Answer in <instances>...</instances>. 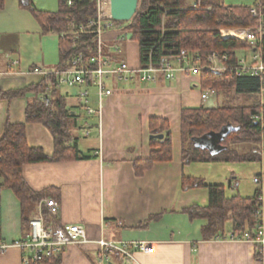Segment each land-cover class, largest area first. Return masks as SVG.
Masks as SVG:
<instances>
[{
  "label": "crops",
  "instance_id": "0c3cea01",
  "mask_svg": "<svg viewBox=\"0 0 264 264\" xmlns=\"http://www.w3.org/2000/svg\"><path fill=\"white\" fill-rule=\"evenodd\" d=\"M31 1L40 11L56 12L51 2L47 5L46 0ZM191 2L193 5L196 1ZM21 3L22 0H5V7L0 10L2 92L38 85L47 73L57 71L60 64L58 34L44 33L33 13L22 8ZM123 29L124 25H117L103 35V53L111 67L125 62L138 70L142 68L139 43L132 40L131 32ZM115 46H119L118 52ZM256 51L240 52L239 59L252 61ZM173 59L177 70L174 79L160 73L152 82L142 81L141 77L130 82L114 80L110 85L113 95L101 105L96 90L91 87L90 108L96 111L94 114L86 112L77 88L55 90L77 117L78 124L72 132L80 157L90 158L26 165L23 177L27 185L36 193L48 191L47 196L24 211L13 190L3 188L0 242L14 244L24 240L30 234V221L40 215L45 218L49 212L45 200L54 199L60 205V212L57 216L47 215L46 224L50 227L81 225L90 242L65 248L56 257L61 264H262L257 259L255 243L234 235L232 222L226 225V238L204 240L203 228L208 221L191 218L186 210L207 207L208 187L223 186L227 199H253L261 192L259 211L264 220V179L255 183L264 172V137L258 146L260 160L184 162V152L190 144L183 138V110L221 107L215 101H222L225 94L216 91L215 95L203 99L208 89L202 88V76L180 71L186 64ZM220 65L218 61L215 63L217 67ZM234 96L235 100L246 99L244 95ZM34 99L33 93L0 99V138L7 122L26 123L27 105ZM257 101L263 112L260 96ZM163 123L167 127L161 130ZM26 135L31 148L54 154L55 139L46 126L29 123ZM154 135H163V138L152 139ZM166 135L171 139L170 160L157 162L138 174L137 163L148 160L154 150H160V144L153 145V141L164 142ZM203 143L212 152L221 149L219 141L205 139ZM253 147L232 145L239 153L251 151ZM197 181H202L204 186H194L193 182ZM99 241L117 246L144 243L153 251L144 253L131 248L132 259L112 252L109 260L104 261L96 243ZM0 264H23V252L17 247L10 248L0 254Z\"/></svg>",
  "mask_w": 264,
  "mask_h": 264
},
{
  "label": "trees",
  "instance_id": "16d2710c",
  "mask_svg": "<svg viewBox=\"0 0 264 264\" xmlns=\"http://www.w3.org/2000/svg\"><path fill=\"white\" fill-rule=\"evenodd\" d=\"M187 1L139 0L138 11L132 21H115V25H124L123 30L131 32L132 40L139 43L142 69H147L151 65L154 68H161L166 58H178L184 50L196 55L198 65L204 69L214 54L220 57L227 56V61H222L227 67L225 72L206 69L202 71V88L214 89L229 96L244 95L247 101L253 102L247 105H223L214 109H184L183 138L190 144L184 152V162L260 160L258 146L264 137V130L261 128V122L253 121V118L262 112L257 101L262 86L261 79L250 75L239 76L233 69L238 64L240 52H251L255 49L261 53L264 63V38L260 45L253 46L232 38L224 39L220 31L256 29L260 24V18L252 16V9L257 7L264 15V0H259L255 5L248 7H227L220 0H195L193 5ZM195 5H198V8H195ZM4 7L5 0H0V10ZM21 7L33 13L44 33L58 34L60 64L57 70L67 69L76 58H81L83 63L90 62L97 54L96 35H82L78 40L62 36L70 31L71 24L84 25L97 16V0H73L72 6L65 0H60L59 8L54 13L38 10L31 0H22ZM54 84L55 78L49 75L38 85L25 90L0 91V99L10 100L28 93L35 96L27 105L26 123L7 122L4 134L0 138V192L3 188L13 190L21 200L24 211L35 206L48 193V191L36 193L27 185L23 177L26 165L90 158L80 157L77 139L72 132V125L77 127V117L56 91L50 93L46 91L48 86ZM44 95L45 98L42 99ZM29 123L43 124L52 132L55 139L53 155H47L43 149L31 148L28 145L26 126ZM166 127L163 123L161 130ZM223 132L219 143L221 149L217 153L197 141L205 137L211 139L210 135H219ZM155 143L160 144V150H154L148 160L137 163L138 174H142L157 162L170 160V135L165 136L164 142L154 140L153 145ZM232 145L254 147L251 151L239 153L232 149ZM193 185L204 186L202 181L193 182ZM208 189L210 199L207 207H192L186 210L191 218L208 221L207 226L203 228L204 240L226 238L225 228L229 221L233 224L234 235L244 237L248 234L254 238L260 223L257 212L262 207L261 192L253 199L241 197L227 199L223 186H209ZM47 215L50 213H45L46 219ZM256 254L257 259H260L257 246ZM43 264L61 262L58 258H52Z\"/></svg>",
  "mask_w": 264,
  "mask_h": 264
},
{
  "label": "built area",
  "instance_id": "2783aa9c",
  "mask_svg": "<svg viewBox=\"0 0 264 264\" xmlns=\"http://www.w3.org/2000/svg\"><path fill=\"white\" fill-rule=\"evenodd\" d=\"M69 6L73 5V0H65ZM198 8V5H195ZM252 16L260 18V24L256 29H242L229 31L227 33L234 34L233 39L248 42L253 46L260 45L264 38V15L259 12L257 7H253ZM116 27L115 21L112 18L111 0H97V16L91 18L87 24L76 26L71 24L70 31L64 33V38H72L78 40L80 36L86 34H94L98 39V52L91 59L90 62L83 63L81 58L73 60L70 67L63 70H57L52 73H47L46 77L51 75L55 78V84L47 87V93L55 90L68 88H77L78 96L84 103L85 110L88 114L96 113L95 110L90 108L91 104V90L93 87L96 90L99 104L103 100L113 95V90L110 87L114 80L118 82H130L136 77H141L142 81L152 82L155 81L160 73L164 74L168 79H174L177 70L173 67V58L168 57L164 60L161 68H154L152 65L147 69H131L125 62L118 63V65L111 67L109 59L105 57L102 49V37L110 30ZM226 31H223V38ZM115 51H119V46H115ZM220 56L214 54L209 62L210 66L206 67L207 71H220L225 72L227 67L224 65L227 61V56ZM192 58V59H191ZM181 63L186 64V67L180 71H189L194 75H201L204 68L198 65V58L196 55L190 56L189 52L184 50L177 58ZM193 60V61H192ZM220 62V66H215L216 62ZM223 61V62H222ZM239 76L250 75L261 79L260 99L264 108V63L262 61L261 53L256 51L253 53L252 61L246 58H240L238 64L233 69ZM216 90L208 89L203 95L206 99L208 95H215ZM45 95L43 96V99ZM101 114V112H98ZM253 121H259L264 130V113L261 112L253 118ZM264 147V138H263ZM264 179V172L255 179V183L259 184ZM45 207L53 216H57L60 212V205L54 199L45 200ZM257 217L260 218L259 226L256 230V236L251 238L245 234V239L253 241L255 246L259 248L260 261L264 264V220L261 218V211L257 212ZM90 243L87 239L85 227L81 225H69L50 227L46 224L43 215L35 217L30 221V234L22 241L14 244H7L0 242V254L7 252L12 247H17L23 252V264H43L46 260L56 258L65 248L72 245H83ZM100 247V258L104 261L109 260V254L117 252L127 258L132 259V249H138L144 253H151L153 248L144 243L137 244H124L117 246L112 242L99 241L96 242Z\"/></svg>",
  "mask_w": 264,
  "mask_h": 264
},
{
  "label": "water",
  "instance_id": "95a60500",
  "mask_svg": "<svg viewBox=\"0 0 264 264\" xmlns=\"http://www.w3.org/2000/svg\"><path fill=\"white\" fill-rule=\"evenodd\" d=\"M111 6H112V18L114 21L117 22H130L136 15L139 7V0H111ZM232 129V128H231ZM225 131V130H223ZM224 135V132L219 135H210V140L219 141L222 139L221 137ZM152 139L158 138L162 139L163 135H154L151 137ZM209 139L208 137H205L204 139L197 140L198 143H203V140ZM205 147H207L205 145Z\"/></svg>",
  "mask_w": 264,
  "mask_h": 264
},
{
  "label": "rangeland",
  "instance_id": "374dc122",
  "mask_svg": "<svg viewBox=\"0 0 264 264\" xmlns=\"http://www.w3.org/2000/svg\"><path fill=\"white\" fill-rule=\"evenodd\" d=\"M46 4L49 5L50 2L53 4V7H54V11H57L58 8H59V3H58V0H46ZM53 1V2H52ZM224 2V5L225 6H253L257 1L259 0H220V2ZM190 5L192 4L191 0H188L187 1ZM237 30V29H236ZM239 30H242V29H239ZM223 31H226V32H229V31H235V30H227V29H222L220 32H221V36L223 37ZM122 52V50H121ZM250 55V54H248ZM235 96L233 94H231L230 96L227 94V96H222V101L221 99H219V103H217L215 101V105L216 106H223V105H241V104H251L253 102V100L251 101H246V99L244 98H238L237 97V100H235ZM214 101V99H212ZM250 102V103H249ZM78 114L81 116H83V113L82 112H78ZM73 131L75 130L76 126L73 124Z\"/></svg>",
  "mask_w": 264,
  "mask_h": 264
},
{
  "label": "bare ground",
  "instance_id": "6f19581e",
  "mask_svg": "<svg viewBox=\"0 0 264 264\" xmlns=\"http://www.w3.org/2000/svg\"><path fill=\"white\" fill-rule=\"evenodd\" d=\"M224 37L225 38H232V37H235V35L234 34H229V33L225 32Z\"/></svg>",
  "mask_w": 264,
  "mask_h": 264
}]
</instances>
